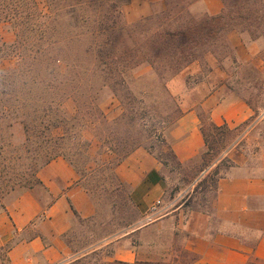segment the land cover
Returning a JSON list of instances; mask_svg holds the SVG:
<instances>
[{
    "label": "trees",
    "instance_id": "trees-1",
    "mask_svg": "<svg viewBox=\"0 0 264 264\" xmlns=\"http://www.w3.org/2000/svg\"><path fill=\"white\" fill-rule=\"evenodd\" d=\"M195 1L164 0L159 10L150 6L149 15L130 22L125 17L129 0H43L44 9L39 7L38 0H0V22L9 23L15 33V40L8 47L0 40V212L5 210L9 196L38 185V171L62 157L77 172L81 187L96 206L94 218L82 220L75 215V221L96 224L97 206L102 204L111 209L112 215L125 212L138 216L128 188L115 174L116 166L134 150L143 148L163 167L169 165L165 158L167 149L171 162L183 167L171 144L166 146L164 139V134L173 129L183 114L166 89L167 80L197 61L196 47L213 40L230 25L233 14L230 6L257 3V0H222L223 10L219 15H204L196 21L189 16V6ZM5 57L16 58L15 67L4 69ZM144 64L152 70L151 78L146 81L135 75ZM143 86L159 91L165 103L159 112L155 107L142 106V101L136 99L144 94ZM104 89L122 106L121 115L111 125L96 106ZM67 99L76 104L73 115L62 108ZM242 99L255 114L240 127L217 126L208 113L199 115L205 149L190 162H199L200 172L210 166L231 134L246 130L255 121L257 112L250 98ZM259 108L264 110V103ZM149 114L151 122L145 119ZM16 126L23 133V140L17 144L13 133ZM58 128L61 134L55 136L53 130ZM87 129L98 144L94 157L90 154V141L83 136ZM155 148H159L158 154ZM103 153L112 155L114 160L105 161ZM224 159L221 164L226 171L231 162ZM218 172L215 170L213 174L216 176ZM223 175L218 176L213 189ZM162 180L165 182L163 174ZM134 223L135 220L121 217L117 230L79 250L67 240L68 232L64 241L75 255L69 264H189L193 261L194 258L180 252L178 245H173L156 262L134 263L108 261L112 249L105 253L103 248H93L103 239L119 237L121 231L130 229ZM3 261L8 264L5 258ZM250 264L258 262L252 259Z\"/></svg>",
    "mask_w": 264,
    "mask_h": 264
},
{
    "label": "crops",
    "instance_id": "crops-1",
    "mask_svg": "<svg viewBox=\"0 0 264 264\" xmlns=\"http://www.w3.org/2000/svg\"><path fill=\"white\" fill-rule=\"evenodd\" d=\"M160 0H130L129 9L144 8ZM223 10L222 0H197L189 6L195 14L216 16ZM222 74L219 83L208 90L206 83L195 85L191 95L179 79L170 83L172 93L184 95L182 116L171 131V148L177 161L185 165L205 149L200 133V111L208 113L217 126L237 128L247 122L254 111L226 83ZM264 124V111L253 124L239 135L248 140L252 129ZM58 136V135H56ZM90 153L98 151L92 137ZM249 154L240 142L223 155L231 162L225 174L216 182L210 198L193 197L195 183L178 197L183 201L164 205L167 187L162 180L160 162L143 148L134 150L115 168V174L128 188L130 201L138 213V221L119 237L106 238L93 248L111 247L108 261L134 263L156 262L167 255L173 245L190 259L189 264H250L255 259L264 264V136ZM239 147V148H238ZM92 151V152H91ZM254 161L249 165L248 159ZM103 159H110L103 153ZM206 172V171H205ZM39 184L31 190L8 198L0 212V264H69L74 260L64 237L75 222L96 215L93 199L81 187L74 168L57 157L37 173ZM183 195V196H182ZM162 205L156 214L150 213L155 201ZM136 242L131 244L129 238ZM9 246V249L6 248Z\"/></svg>",
    "mask_w": 264,
    "mask_h": 264
},
{
    "label": "rangeland",
    "instance_id": "rangeland-1",
    "mask_svg": "<svg viewBox=\"0 0 264 264\" xmlns=\"http://www.w3.org/2000/svg\"><path fill=\"white\" fill-rule=\"evenodd\" d=\"M38 1L40 4L39 7L44 9L43 0ZM237 5H239V2ZM126 6L137 5H131L129 0V4ZM140 6H155V10H159L164 6V0L151 3L150 5ZM230 7L233 12L230 25L220 32V34L213 40L204 42L202 46L196 47L195 57L198 58L197 61L190 64L170 80H167L166 89L177 101L180 109L182 100L186 98L184 95L172 93L170 89V83L172 80L177 78L186 84L188 91H191V95L187 98H189L192 103L195 100L193 90L196 84L206 83L207 89L209 90L212 85H217L220 82L219 76L222 74L225 78V83L235 93L241 97L250 98L257 114L262 112V109H260L259 106L264 103V0H257V3L248 2L245 6L232 5ZM141 12L142 11L139 9L132 10L128 7V9H126L127 14H125V17L127 18L126 20L130 22L139 20L143 16ZM143 12H145L146 15H149L151 8L145 7ZM189 16L194 18V20L199 21L204 15L195 14L189 11ZM239 17L242 18L240 19ZM0 40L6 47L14 42L15 33L9 23L0 22ZM16 62L17 60L14 57H5L2 60V67L4 69H11L15 67ZM151 72V68L144 64L136 70L135 75L146 81L151 78ZM249 86L253 87L249 89ZM141 90H143L144 94L140 97L138 96L136 99L142 101V106L147 108L155 107L156 112H159V110L165 105L164 101L160 98L159 91L152 90L150 86H143ZM96 106L105 115L109 125H111V122L115 118H118L122 113V106L119 100L112 95L108 89H104L100 92ZM62 108L68 115H73L76 112V104L72 99L65 100L62 103ZM200 114L205 116L207 113L202 110L200 111ZM145 119H150L151 122L152 115L149 114ZM155 120L156 117L154 116L153 121ZM97 126L98 124H96V127ZM171 131L168 130L164 134L166 146L170 145L172 142ZM242 131L243 129H239L231 134L224 144L220 146L218 153L213 157L210 166L201 172L199 162H190L183 165L181 168L177 167L171 162V159L168 156V151L165 147L164 149L167 152L165 153V158L168 160L169 165L167 167L162 166V174L165 178L164 184L167 187L163 198L164 205L173 206L174 204L183 201L181 197L179 199L178 197L188 186L194 183L196 188H194V190L196 191L193 194V197L210 198L213 190L212 185L215 183L219 175L225 174V170L222 169L223 166L221 164V160L224 159V153L238 141L240 142L238 144L239 147L245 146V151L249 154V151L254 149L255 144L258 141V133L261 132L264 136V124L258 125L252 129L248 140H245L244 143L243 141H239L238 138ZM13 133L14 143L17 144L23 140V133L20 126H16ZM53 134L59 136L61 130L59 128L55 129L53 130ZM91 134L92 132L89 129L83 132V136L92 137ZM154 152L155 154H158L159 148H155ZM90 154L92 157L96 155L95 152ZM110 156L111 158L106 159L105 161H113V156ZM248 157L249 165H253L254 161L250 159L251 156L248 155ZM91 167L98 170L94 164H91ZM215 170L219 171L216 176L213 174ZM35 187L36 185H34L32 189ZM15 195L17 194H12L8 198ZM97 209L99 210V213L95 219L96 224L79 223L76 220L70 229L67 240L71 241L76 250L98 240L100 236L112 230H117V222L121 217L135 220V223L138 221V216L137 214L135 215V213H133V215H131V213L126 215L124 214L125 212H115L112 215L111 209L105 204L97 206ZM127 230L129 229H125L121 231V233L127 232ZM128 241L131 243L136 242L131 237ZM110 250L111 247L109 246L103 248L105 253Z\"/></svg>",
    "mask_w": 264,
    "mask_h": 264
},
{
    "label": "built area",
    "instance_id": "built-area-1",
    "mask_svg": "<svg viewBox=\"0 0 264 264\" xmlns=\"http://www.w3.org/2000/svg\"><path fill=\"white\" fill-rule=\"evenodd\" d=\"M162 202L161 200H157L154 202V204L150 207V213L156 214L158 212V209L161 207Z\"/></svg>",
    "mask_w": 264,
    "mask_h": 264
}]
</instances>
